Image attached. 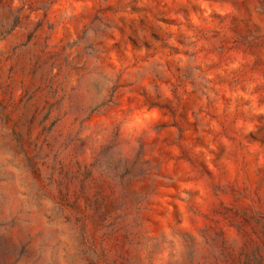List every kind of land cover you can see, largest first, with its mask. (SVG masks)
<instances>
[{
  "label": "rangeland",
  "instance_id": "374dc122",
  "mask_svg": "<svg viewBox=\"0 0 264 264\" xmlns=\"http://www.w3.org/2000/svg\"><path fill=\"white\" fill-rule=\"evenodd\" d=\"M0 264H264V0H0Z\"/></svg>",
  "mask_w": 264,
  "mask_h": 264
}]
</instances>
